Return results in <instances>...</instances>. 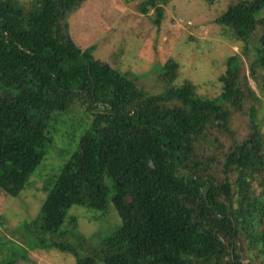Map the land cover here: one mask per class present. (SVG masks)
<instances>
[{
  "label": "trees",
  "instance_id": "16d2710c",
  "mask_svg": "<svg viewBox=\"0 0 264 264\" xmlns=\"http://www.w3.org/2000/svg\"><path fill=\"white\" fill-rule=\"evenodd\" d=\"M84 1L35 0L25 9L0 0V190L15 197L27 186L51 144L53 113L78 104L92 116L77 151L46 181L39 214L26 224L37 237L26 248L70 252L75 264H239L235 242L245 236L264 253V140L254 118L248 137L224 156L222 178L196 154L208 127L226 128L224 105L239 110L243 97L253 98L239 80L238 57L225 61L216 98L198 96L188 81L173 86L172 60L159 67L164 91L147 94L134 75L72 42L65 19ZM167 3L146 0L139 12L153 8L158 26ZM263 9L264 0H240L215 23L247 42L263 26ZM254 56L252 77L264 71V30ZM72 206L100 214L112 206L120 220L90 255L47 239L69 237L63 227ZM16 252L4 264L28 261L25 250Z\"/></svg>",
  "mask_w": 264,
  "mask_h": 264
},
{
  "label": "rangeland",
  "instance_id": "374dc122",
  "mask_svg": "<svg viewBox=\"0 0 264 264\" xmlns=\"http://www.w3.org/2000/svg\"><path fill=\"white\" fill-rule=\"evenodd\" d=\"M144 1L85 0L76 11L67 15V34L79 49L92 46L94 59L120 72L134 75L137 87L150 95L164 91L159 67L172 60L178 64L173 86L188 81L198 96L216 98L220 95L218 77L226 69L225 61L236 55L239 80L249 86L253 98L252 95L245 96L247 89L244 87L245 97L239 110L223 106L229 112L226 128L208 127L196 146L200 159H210V173L222 178L224 156L235 144L248 137L250 118H254L264 140V71L254 69V77L250 75L257 39L264 30V23L256 28L247 42H241L233 37L228 28L215 23L217 17L240 0H168L158 26L154 24L156 14L153 8L146 14L139 12L140 4ZM18 2L25 9H30L35 0ZM259 15L264 19V9ZM53 115L58 118L54 125L50 123L51 144L44 159L29 177L27 186L15 197L0 190V239L10 243V246L0 244V264L15 260L19 249L26 251L28 261L18 257L16 264L76 262L70 252L54 248H26L37 237V233L26 224L39 214L46 196V181L56 175L62 164L77 151L80 136L89 128L92 120L85 106L78 104H72L64 113ZM253 187L258 192L261 190L257 182L253 183ZM119 224L112 206L104 214L72 206L63 225L64 230H69L66 233L69 237L51 234L53 236L48 235L47 239L51 237L69 244L82 257L90 255V250L98 245L100 239ZM235 244L234 252L239 264H264V253L260 252L259 247L248 243L245 236H241Z\"/></svg>",
  "mask_w": 264,
  "mask_h": 264
}]
</instances>
